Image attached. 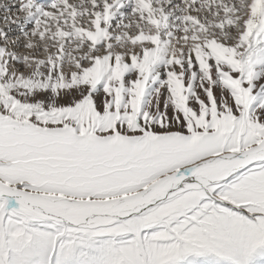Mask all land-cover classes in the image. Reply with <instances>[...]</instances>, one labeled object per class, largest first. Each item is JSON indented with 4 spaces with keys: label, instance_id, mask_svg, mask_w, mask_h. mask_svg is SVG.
<instances>
[{
    "label": "snow or ice",
    "instance_id": "6c2138e0",
    "mask_svg": "<svg viewBox=\"0 0 264 264\" xmlns=\"http://www.w3.org/2000/svg\"><path fill=\"white\" fill-rule=\"evenodd\" d=\"M0 264H264V0H0Z\"/></svg>",
    "mask_w": 264,
    "mask_h": 264
}]
</instances>
